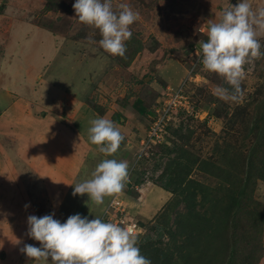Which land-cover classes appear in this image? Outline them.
I'll use <instances>...</instances> for the list:
<instances>
[{"label":"rangeland","instance_id":"obj_1","mask_svg":"<svg viewBox=\"0 0 264 264\" xmlns=\"http://www.w3.org/2000/svg\"><path fill=\"white\" fill-rule=\"evenodd\" d=\"M13 1L17 9L11 11L18 16L30 12V24L13 23L8 33L0 29L4 53L0 55V264H52L50 259L32 260L20 251L25 243L39 247V242L26 234L28 215L54 213L63 223L69 215L79 213L89 220L98 216L114 223L115 210L106 212L111 196L97 205L87 194L72 195L71 184L91 179L104 159L128 162L129 179L122 192L136 194L141 184L169 182L173 175H160L178 152L167 149L183 146L192 160L204 161L207 168H217L221 174L199 170L194 164L188 175L203 186L204 192L196 196L198 212L212 219L209 200L225 199L235 184L244 181L247 153L255 145L256 119L263 121L264 130V56L244 65L243 96L225 101L213 91L218 85L225 87L226 81L204 69L199 55V42L207 40V21L217 20L221 11L237 0H112L114 7L127 3L139 14L129 27L144 48L124 69L109 63L113 55L100 48L99 30L75 16V0H53L57 5L51 9L48 0ZM248 2L254 10L264 7V0ZM257 38L264 51V33H258ZM41 67L45 74L36 77ZM184 83L189 111H172L164 141L149 142L142 149L139 141L156 116L152 108L165 99L167 87L175 89ZM119 111L122 123L113 117ZM80 115L79 123L69 121ZM100 117L113 121L124 138L112 156L99 152L89 140L90 121ZM135 117L142 126L139 132L146 128L143 138L135 131ZM185 161V157L181 159ZM249 185V200L264 206V181L253 179ZM170 194L161 212L143 222L138 220L144 225L137 234L139 247L146 241L168 245L171 250L181 244L182 237L177 236L176 244L171 245L166 230H177V213L185 210V203L176 191ZM203 194L207 199L200 203ZM131 215L129 212V220L136 222ZM224 220L217 217L212 222L218 232L224 229L227 252L231 228ZM259 227L256 236H247V245L259 244L262 254L257 261L264 264V222ZM223 255L224 251L219 253L221 258ZM174 259L180 261L177 256ZM217 259L215 264L221 263Z\"/></svg>","mask_w":264,"mask_h":264},{"label":"clouds","instance_id":"obj_2","mask_svg":"<svg viewBox=\"0 0 264 264\" xmlns=\"http://www.w3.org/2000/svg\"><path fill=\"white\" fill-rule=\"evenodd\" d=\"M72 8L80 22L99 30L100 48L113 56H125V42L133 35L129 26L139 19L129 4L114 7L112 0H75ZM258 33H264V7L254 10L248 0L229 3L217 20L207 21V40L199 42L203 68L219 74L230 86L218 85L213 91L218 98L235 101L243 96L244 65L264 56ZM90 125L89 140L99 152L106 156L116 153L124 138L114 122L100 117L91 120ZM128 179L127 161L104 159L91 179L71 184L72 195L87 194L101 205L105 196L122 192ZM26 223L27 236L38 241L39 247L25 243L20 251L32 260L50 259L52 264H151L141 254L137 238L140 231L135 234L131 227L105 222L98 216L89 220L76 213L61 223L54 213L28 215Z\"/></svg>","mask_w":264,"mask_h":264},{"label":"trees","instance_id":"obj_3","mask_svg":"<svg viewBox=\"0 0 264 264\" xmlns=\"http://www.w3.org/2000/svg\"><path fill=\"white\" fill-rule=\"evenodd\" d=\"M55 4L53 0H48V8H54ZM127 51L124 57L109 56L112 62L111 65H116L120 68H128L134 59V57L143 50V43L137 39L134 35L132 38L125 42ZM163 86V85H162ZM225 83V87H227ZM155 113V108H152ZM264 109V108H263ZM149 114V109L146 110ZM150 115V114H149ZM120 112L113 114L114 120L120 121ZM151 119L152 121L155 119ZM261 122V126L259 123ZM254 128L256 129L255 145L247 153V164L245 169L244 181L240 184H235L224 198L210 199L209 202V214L210 218L200 214L196 208L199 204L196 201L197 193H203V186L194 179L188 178L191 166L197 164L199 170L214 173L216 176H221L218 169L207 168L206 162L200 161L197 163L196 159L192 160L189 157L188 151L181 145H175V148H168V151L178 152L177 158L167 164V167L163 170L160 177L171 174V177L167 183H160V186L170 192H177L182 196L181 201L185 203V210L177 213L176 223H178L177 230H171L167 228L166 233L171 238V245L176 244V237L181 236V244L174 247L165 245V247L156 246L152 241H146L140 246L141 254L151 260V264H215V259L220 260L219 253L224 255L221 258V263L218 264H258L259 258L262 254V248L255 241L252 247L248 248L247 236L257 235L258 231H261L260 225L264 222V206L256 201H250L248 196H251L252 188H250L251 181L253 179H260L264 181V130L262 129L263 121L256 119L254 121ZM171 122L165 127L164 139ZM176 133V132H175ZM189 134L184 135L189 138ZM164 141V140H163ZM186 158L187 161L181 162V159ZM174 165V167H172ZM256 171V172H253ZM223 174V173H222ZM200 203L205 202V194H203ZM179 201L176 200L177 204ZM248 209H246V207ZM245 208V209H244ZM260 208V209H259ZM226 220L230 231V244L228 242L227 252H225V244L227 238L223 235V230L219 232L215 228V223L212 222L216 218ZM224 220V221H225ZM216 222V221H215ZM223 224L225 222H222ZM217 224V223H216ZM161 226V225H160ZM168 226V223L165 225ZM162 227V226H161ZM180 227V229L178 228ZM224 227H226L224 225ZM223 227V228H224ZM155 230L161 236L162 230L156 225ZM248 244V245H247ZM249 250V251H248ZM248 251V253H246ZM213 252V253H212ZM213 254V255H212ZM258 255V256H257ZM177 256L180 261L177 262L175 258ZM242 258V261H241ZM258 260V261H257Z\"/></svg>","mask_w":264,"mask_h":264},{"label":"crops","instance_id":"obj_4","mask_svg":"<svg viewBox=\"0 0 264 264\" xmlns=\"http://www.w3.org/2000/svg\"><path fill=\"white\" fill-rule=\"evenodd\" d=\"M12 5H14L13 0H6V1L0 0V29H2L1 32L8 33L9 29L13 26V23H16L14 26H24V25L30 24L29 23L30 22V12H28L26 15H23V16L15 15L14 11L13 12L11 11V9L13 10V7H15ZM15 8L17 9V7H15ZM8 12L10 13V15L8 14ZM19 13H20V11H19ZM2 54L4 55V53L0 49V55L3 56ZM41 64H39V65H41ZM44 69L45 68L41 67V70H39L40 72H37L36 77H38L37 75H39V74L41 75V73L43 74V72L45 74ZM27 74L29 75L30 71ZM9 88H11V87H9ZM11 89H9V90L11 91ZM119 112H121V111H119ZM81 117L82 116L80 115L74 119L72 118L69 121H71L73 123H79V119H81ZM123 120H124L123 117H121V120L119 122L122 123ZM139 123H140L139 119H136V117H135V123H134L135 131H137V134L141 135V138H143L146 134V130H145L146 128L144 130H142V132H139L140 129H142L141 125H140L141 127L138 126ZM141 138H140V140H141ZM47 143L50 144L49 140ZM43 149H45V147ZM45 153H47V152H45ZM46 157H47V155H46ZM48 164H49V162H48ZM50 164L56 165V162L50 161ZM46 168H49V167H45L44 169H46ZM150 192H151V194H150ZM114 195H112L110 197V200L112 199V197ZM117 196L121 200V203L125 207V209L128 208V211L126 210V215H125L126 220H129L128 214L130 212L132 214L131 216L133 217V219L134 220L136 219L135 223L137 224V231L140 230V232H141L142 231L141 228L144 225L141 224V222H139V221L143 222V220H145V219H151L155 214L159 213V211L161 212L163 207H165V205L167 204L168 200H170L171 194L168 190L162 188L161 186H159L155 183H145V184H141V188L137 190L136 194L130 193V192L125 190L124 192H120ZM129 221H131V220H129Z\"/></svg>","mask_w":264,"mask_h":264},{"label":"built area","instance_id":"obj_5","mask_svg":"<svg viewBox=\"0 0 264 264\" xmlns=\"http://www.w3.org/2000/svg\"><path fill=\"white\" fill-rule=\"evenodd\" d=\"M185 83L178 84L175 89L167 87L164 92L165 99L160 102L159 106L155 108V113H160L156 119H154L148 127V131L146 136L140 141L142 149L147 147L146 145L151 143H161L164 140L165 127L168 125L170 121V114L172 111L183 108L186 111H189L188 105L185 101ZM167 96V97H166ZM110 209H114V223L122 224L125 227H131L136 234L140 230L137 231V224L126 220V209L121 203V200L117 195L113 196L109 201L108 208L106 212Z\"/></svg>","mask_w":264,"mask_h":264},{"label":"water","instance_id":"obj_6","mask_svg":"<svg viewBox=\"0 0 264 264\" xmlns=\"http://www.w3.org/2000/svg\"><path fill=\"white\" fill-rule=\"evenodd\" d=\"M150 76V75H149Z\"/></svg>","mask_w":264,"mask_h":264}]
</instances>
